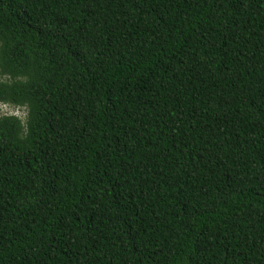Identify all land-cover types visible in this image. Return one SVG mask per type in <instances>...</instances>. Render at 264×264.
I'll return each instance as SVG.
<instances>
[{"label":"trees","instance_id":"obj_1","mask_svg":"<svg viewBox=\"0 0 264 264\" xmlns=\"http://www.w3.org/2000/svg\"><path fill=\"white\" fill-rule=\"evenodd\" d=\"M0 264H264V0H0Z\"/></svg>","mask_w":264,"mask_h":264},{"label":"rangeland","instance_id":"obj_2","mask_svg":"<svg viewBox=\"0 0 264 264\" xmlns=\"http://www.w3.org/2000/svg\"><path fill=\"white\" fill-rule=\"evenodd\" d=\"M0 113L2 114V116L18 117L22 122H25L27 118V109L21 107L0 105Z\"/></svg>","mask_w":264,"mask_h":264}]
</instances>
